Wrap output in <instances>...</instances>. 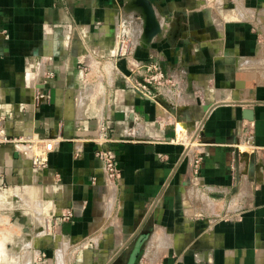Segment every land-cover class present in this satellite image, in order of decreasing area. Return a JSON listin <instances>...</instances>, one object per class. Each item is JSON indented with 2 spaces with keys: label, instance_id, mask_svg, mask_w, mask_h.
Returning <instances> with one entry per match:
<instances>
[{
  "label": "crops",
  "instance_id": "obj_1",
  "mask_svg": "<svg viewBox=\"0 0 264 264\" xmlns=\"http://www.w3.org/2000/svg\"><path fill=\"white\" fill-rule=\"evenodd\" d=\"M123 1L0 0V111L16 112L17 103L32 100L35 62L50 59V100L33 116L20 115L25 132L40 120L64 125L38 173L27 157L14 155L12 144L0 148V182L39 183L53 196L52 238L34 247L30 264H59L58 249L61 264H264V99H219L221 90L234 89L227 81L232 59L255 49L252 23L222 16L232 0H222L216 14L199 0H150L155 30L143 39L138 20L130 51L124 40L117 53L118 21L137 12ZM63 25L73 35L67 46ZM74 27L86 34L77 37ZM132 59L158 61L182 79L181 95L168 101L142 95ZM78 61L90 65L102 90L78 110L113 124L116 184L106 181L92 143H83L80 157L73 151V139L91 133L95 122L72 123ZM176 122L186 125L188 146L176 140ZM39 251L45 259H35ZM10 255L1 262L11 264Z\"/></svg>",
  "mask_w": 264,
  "mask_h": 264
},
{
  "label": "built area",
  "instance_id": "obj_2",
  "mask_svg": "<svg viewBox=\"0 0 264 264\" xmlns=\"http://www.w3.org/2000/svg\"><path fill=\"white\" fill-rule=\"evenodd\" d=\"M138 20H141L140 16L131 20L120 17L115 30V38L118 45L117 53L123 50L130 51L133 25L135 26ZM61 32L64 45L67 46L70 39L68 27L65 25L61 26ZM124 40L130 44L121 50ZM130 63L135 69L141 70L136 89L140 90L145 97H164L165 100L168 101L171 96L177 94L181 95L182 91L180 90V83L183 84L182 79L166 74L158 61H135L132 59ZM35 65V73L32 72L30 77L33 89L32 100L29 102L17 103L16 112L15 110L14 112L10 110L0 111V148L5 144H12L15 149L14 155L18 157H27L30 162L31 171L33 173H38L47 167V155L50 151L55 149V146L60 139V131L64 125L62 124L63 121L61 119L54 122L40 120L37 125L32 123L31 126L28 127L30 130L25 132L27 126L25 125V121L21 118L24 112L33 116L39 110L40 106L43 103L48 102L51 98L48 86L54 76V71L51 67L50 59L37 60ZM76 78L77 85L73 87L72 97L75 107V112L72 116V123L77 128L80 126L84 128L86 126L82 123L83 120L94 119L95 122L91 133L88 132V134H85L83 137H76L73 139L74 154L76 157H80L83 150V143H92L94 157L100 162L106 181L116 184L120 178V168L115 150L112 147V122L109 121L108 117L96 115L87 117L84 110L82 112L78 110L79 107L85 108V106L91 101L95 102L101 98L102 90L99 80L95 76L92 77L90 65L86 61L77 62ZM175 133L177 140L178 134L176 130ZM182 133L185 135L184 138L189 140V143H185V145L188 146L191 139L188 138L186 130ZM194 135H197L196 131H194ZM201 161V154L194 157L192 161L194 173L199 171ZM1 167L0 163V169ZM0 175H2L1 171ZM5 186H7L6 183ZM71 214L70 210L67 211L68 216H71ZM35 259H45V253L39 251Z\"/></svg>",
  "mask_w": 264,
  "mask_h": 264
},
{
  "label": "rangeland",
  "instance_id": "obj_3",
  "mask_svg": "<svg viewBox=\"0 0 264 264\" xmlns=\"http://www.w3.org/2000/svg\"><path fill=\"white\" fill-rule=\"evenodd\" d=\"M130 1L131 0H124L123 2L128 4ZM231 2L232 3H229V6H226L224 9L223 7L220 8L223 9L220 11L222 12V16L225 19L230 20H249V22L252 23L249 32L252 34L251 38L254 42L255 49L252 54L245 55V57L243 56L241 59H232L231 69H233V71H230L231 75L229 78L231 81H227L234 89L230 88L225 91L221 90L219 93V99L220 101L246 103L264 99V0H253L254 5L249 4L247 0H232ZM199 4L201 8L210 9L216 14L215 11L217 8L222 6V0H199ZM137 16H140L142 19V16L138 11L133 15L128 12L121 15V18L131 20L136 19ZM74 34H76L77 37H81L82 35H85L86 32H82L79 27H74ZM72 36L73 35H71V37ZM95 66V63H92V68ZM185 128L183 131H185ZM182 132L178 134L177 141L179 140V143L185 145V143H189V140L184 138L185 135ZM38 184H32L28 187L22 185L26 188V195L24 196L23 194V197L29 198L31 196L30 199H28L30 202L28 203L26 202L28 200L26 199L25 201L24 199V203L22 202L23 197L21 195L24 193V190L22 191L21 189L22 186L9 188L5 186V182H0V187L2 188L0 190V202L2 203H0V205H2V208L0 206V229L3 231L7 229L8 233L7 235H3L4 237L2 235L0 236V240H2V245L0 246H3V243L7 244V247L10 248V251L13 253L10 255L9 252L0 251V258H3L2 255H10L11 264H21L24 259L26 264L27 262L31 263L33 259V251L35 250L34 247L41 246L45 241H49L52 238L51 235H49V231L51 230V216L55 209L52 202L53 196L49 195L50 192H45L46 189H44V187L46 186L40 187V184ZM19 189H21V194L17 195ZM26 190H30L29 193L31 195L28 197L27 195H29V193ZM13 193H17V196ZM19 197L22 200H20ZM27 203H32V205L34 203V205H30L28 208V206H26ZM23 204H25L27 208L22 206ZM31 207L33 208L30 209ZM28 210L30 211L29 213ZM40 231L41 233L37 234ZM28 241H31V244H29ZM26 242H28V245L25 244ZM25 247L27 248V251H25ZM61 253L60 250L59 260L62 257ZM14 254L19 256L15 257ZM60 262L59 264H61ZM3 263L4 262H1L0 260V264Z\"/></svg>",
  "mask_w": 264,
  "mask_h": 264
},
{
  "label": "water",
  "instance_id": "obj_4",
  "mask_svg": "<svg viewBox=\"0 0 264 264\" xmlns=\"http://www.w3.org/2000/svg\"><path fill=\"white\" fill-rule=\"evenodd\" d=\"M127 5H129L133 9H136L139 14H141L143 19L142 37L143 39L147 40L152 34L153 30H155L157 25L155 13L152 9L150 0H131ZM204 109H208L207 105H204Z\"/></svg>",
  "mask_w": 264,
  "mask_h": 264
},
{
  "label": "bare ground",
  "instance_id": "obj_5",
  "mask_svg": "<svg viewBox=\"0 0 264 264\" xmlns=\"http://www.w3.org/2000/svg\"><path fill=\"white\" fill-rule=\"evenodd\" d=\"M144 4H145V3H144ZM144 6H145V5H144ZM147 14H148V13H147ZM185 126H186V125H185L184 123L176 122L175 125H174V128H175L177 134H180V133L184 130ZM20 187H21V186H20ZM27 187H28V186H27ZM23 188H24V189H23ZM29 188H30V187H29ZM1 189H2V188H0V190H1ZM15 189H18V188H15ZM21 189H22V191L24 190V191H23L24 193H22V194L20 193V190H21ZM21 189L18 190L19 193L16 191V192L18 193V194H17V193H16V194H17V195H20V194H21L22 197H23V194H24V196L26 195V192H25V189H26V188L22 186ZM27 189H28V188H27ZM10 191H11V190H10ZM26 191H28V190H26ZM29 192H30V190L28 191V193H29ZM13 194H15V193H13ZM16 194H15V195H16ZM11 195H12V193H11ZM17 195H16V196H17ZM30 195H31V194L29 193V195H27V197L30 196ZM20 197H21V196H20ZM20 197H19V198H20ZM22 197H21V198H22ZM30 197H31V196H30ZM30 197H29V198H26V197L24 198V197H23V200H22L21 198H20V200H22V202L25 203L26 199L28 200V199H30ZM17 198H18V197H17ZM24 199H25V201H24ZM26 202L29 203L30 200H28V201H26ZM31 202H32V201H31ZM0 203H1V202H0ZM20 203H21V202H20ZM28 203H27L26 206H28V208H29L30 205H32V203H30V204H28ZM38 203H39V202H38ZM1 204H2V203H1ZM18 204H19V203H18ZM21 204H22V203H21ZM4 205H5V204H4ZM33 205H34V203H33ZM33 205H32V206H33ZM0 206H1V208H2V205H0ZM22 206L26 207L25 204H23ZM3 208H4V207H3ZM26 208H27V207H26ZM26 208H25V209H26ZM32 208H33V207H31L30 209H32ZM30 209H29V210H30ZM29 210H28V213L30 212ZM25 211H26V210H25ZM25 211H24V212H25ZM43 225H44V224H43ZM44 226H45V225H44ZM41 227H42V226H41ZM45 228H46V227H45ZM43 230H45V229H43ZM43 230H42V231H43ZM40 233H41V231H40L39 233H37V234H40ZM1 235H2V234H0V236H1ZM3 235H4V234H3ZM3 235H2V236H3ZM3 237H4V236H3ZM1 241H2V240H0V245H2V242H1ZM28 242H29V244H31V241H28ZM28 242H26L25 244L28 245ZM32 244H33V242H32ZM0 247L3 248L2 246H0ZM62 248H63V247H62ZM60 250H61V249H60ZM60 250H59V251H60ZM62 250H63V249H62ZM62 250H61V252H62ZM0 251H3V250H0ZM59 251H58V256H59ZM63 251H64V250H63ZM10 254H11V252H10ZM12 254H13V253H12ZM12 254H11V255H12ZM61 254H62V253H61ZM32 257H33V256H32ZM61 258H62V257H61ZM61 258H60V260H61ZM58 260H59V257H58ZM60 260H59V261H60ZM61 261H62V260H61ZM29 263H30V262H29ZM29 263L27 262V264H29ZM60 263H61V262H60ZM62 263H63V262H62ZM24 264H26V262H25Z\"/></svg>",
  "mask_w": 264,
  "mask_h": 264
}]
</instances>
